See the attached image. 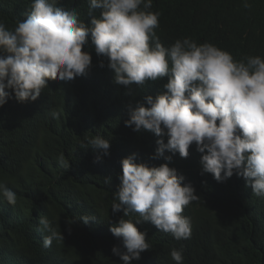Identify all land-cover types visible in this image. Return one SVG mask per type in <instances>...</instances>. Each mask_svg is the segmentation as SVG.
Listing matches in <instances>:
<instances>
[{
    "label": "trees",
    "instance_id": "obj_1",
    "mask_svg": "<svg viewBox=\"0 0 264 264\" xmlns=\"http://www.w3.org/2000/svg\"><path fill=\"white\" fill-rule=\"evenodd\" d=\"M31 3L0 0V20L14 28L27 18ZM56 6L77 10L90 25L88 0H57ZM150 11L160 13L157 35L166 47L190 37L198 44H214L235 60L264 57V0H153ZM100 13L97 9L94 15ZM82 50L92 55L87 75L50 80L36 101L21 103L12 93L0 106V181L17 194L15 205L0 196V264H123L112 251L122 244L110 228L125 217L123 211L113 213L111 205L121 161L131 155L149 167L168 163L200 197L183 213L192 220L191 239L177 241L151 222L137 224L151 248L132 264H175L172 248H183L184 264H264V197L253 195L236 174L217 182L203 173V154L194 144L187 158L165 151L171 161L154 159L159 137L126 126L128 106L163 94L168 78L121 86L114 82L107 58L96 54L90 34ZM52 111L60 113L59 120ZM96 134L110 140V154L88 145ZM61 153L68 168L57 163ZM82 215L93 219L85 224ZM41 216L54 221L64 241L43 246V235L36 230ZM69 218L76 220L70 233Z\"/></svg>",
    "mask_w": 264,
    "mask_h": 264
},
{
    "label": "clouds",
    "instance_id": "obj_2",
    "mask_svg": "<svg viewBox=\"0 0 264 264\" xmlns=\"http://www.w3.org/2000/svg\"><path fill=\"white\" fill-rule=\"evenodd\" d=\"M56 4L57 0H32L27 18L14 28L0 20V106L12 93L18 102L36 101L50 80L87 75L92 55L82 49L90 34L96 54L106 57L107 67L114 71L116 84L144 86L149 80L168 78L163 94L129 105L130 118L125 121L136 132L146 130L159 137L154 159L171 161L165 151L187 158L194 144L203 154V173L212 174L217 182L236 174L253 195L264 197V57L235 60L214 44H198L190 37L166 47L157 35L160 13L150 11L153 0H88L90 25L81 21L77 10ZM97 9L99 17L94 15ZM99 66H105L103 61ZM50 114L60 119L59 112ZM88 145L110 154V140L100 134L91 136ZM100 159L98 155L96 161ZM57 163L70 166L63 153ZM121 164L111 210L123 211L125 218L110 231L122 244L112 251L123 264H132L151 248L146 232L136 226L141 222H151L177 241L191 239L192 220L183 213L200 197L190 183H183L185 177L168 163L158 167L137 163L135 155ZM0 196L11 205L17 203L16 192L4 181ZM79 219L87 224L93 217ZM74 223L68 219L69 233ZM36 230L43 235L45 248L65 240L47 216L39 217ZM170 257L175 264H184L183 248H172Z\"/></svg>",
    "mask_w": 264,
    "mask_h": 264
}]
</instances>
